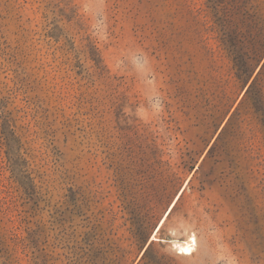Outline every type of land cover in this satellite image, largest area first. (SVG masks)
I'll return each instance as SVG.
<instances>
[{"label": "rangeland", "instance_id": "374dc122", "mask_svg": "<svg viewBox=\"0 0 264 264\" xmlns=\"http://www.w3.org/2000/svg\"><path fill=\"white\" fill-rule=\"evenodd\" d=\"M0 264H264V0H0Z\"/></svg>", "mask_w": 264, "mask_h": 264}, {"label": "bare ground", "instance_id": "6f19581e", "mask_svg": "<svg viewBox=\"0 0 264 264\" xmlns=\"http://www.w3.org/2000/svg\"><path fill=\"white\" fill-rule=\"evenodd\" d=\"M173 205V204H172ZM171 205V207H172ZM170 207V208H171ZM169 208V209H170ZM162 221L163 219L161 220V222L159 223L158 225V228L156 229V231L160 228L161 224H162ZM191 238V239H190ZM195 243V238L192 236V237H189V240L183 242V243H180L178 244V248H179V252L182 253V254H191L192 253V250H193V245Z\"/></svg>", "mask_w": 264, "mask_h": 264}, {"label": "trees", "instance_id": "16d2710c", "mask_svg": "<svg viewBox=\"0 0 264 264\" xmlns=\"http://www.w3.org/2000/svg\"><path fill=\"white\" fill-rule=\"evenodd\" d=\"M244 70H245V69L242 68V71H243V72H244ZM255 101H256V100H255ZM255 107H256L257 110H261V111H263L260 107H258V106H255Z\"/></svg>", "mask_w": 264, "mask_h": 264}]
</instances>
